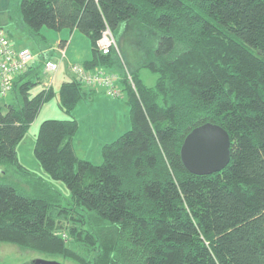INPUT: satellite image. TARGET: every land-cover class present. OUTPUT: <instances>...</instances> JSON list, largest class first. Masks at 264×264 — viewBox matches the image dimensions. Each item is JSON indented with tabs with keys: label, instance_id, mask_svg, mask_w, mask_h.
Instances as JSON below:
<instances>
[{
	"label": "trees",
	"instance_id": "16d2710c",
	"mask_svg": "<svg viewBox=\"0 0 264 264\" xmlns=\"http://www.w3.org/2000/svg\"><path fill=\"white\" fill-rule=\"evenodd\" d=\"M10 9L38 46L43 29L83 35L92 51L84 68L120 75L131 129L103 146L102 165L80 159L73 113L92 94L77 80L61 86L67 118L40 125L34 156L68 190L63 205L18 164V146L56 96L44 86L31 96L45 74L43 63L29 74L33 64L14 84L22 105L0 109V245L69 264H264V0H13ZM133 23L146 43L134 70L97 45L106 30L119 42ZM143 70L156 75L153 87ZM205 124L228 133L230 164L195 176L180 151ZM11 168L26 189L7 177ZM52 210L80 224L71 239L58 235Z\"/></svg>",
	"mask_w": 264,
	"mask_h": 264
},
{
	"label": "rangeland",
	"instance_id": "374dc122",
	"mask_svg": "<svg viewBox=\"0 0 264 264\" xmlns=\"http://www.w3.org/2000/svg\"><path fill=\"white\" fill-rule=\"evenodd\" d=\"M43 32L46 35V37L50 40V42L51 43L55 42L57 46L60 39L58 38V34L55 33L58 32L51 31L48 29H43ZM143 32H144L143 29H141L138 24L133 23L126 27L124 32L125 34L123 35V39L121 38L119 42L116 41L117 54H121V57L124 60L125 64L127 65L129 64L132 70L135 69L134 65L137 66L140 63L141 64L143 63L142 61L143 53L146 47V43L144 42L143 39V35H144ZM67 33L68 31L67 32L64 31L63 33V36H65L64 38H66V36L68 37ZM80 36L82 41L76 42L77 45L76 49L81 55L82 52H86V49L87 51L90 49V45L88 40L83 35L80 34ZM33 47L30 48L32 51L37 48V46L36 48ZM71 52L72 51L70 49L69 50L67 49L66 57L71 56ZM33 53L37 55L43 54L37 51L36 52L34 51ZM60 55L61 53H53L50 60L56 63H60L62 58V56ZM65 62H67V59L65 60ZM61 66H63L61 70H64V68L68 67L64 64H62ZM141 76L143 77L146 86L153 87L156 84L157 77L155 74L151 73L150 71L143 70L141 72ZM99 89L101 88H98L97 92H99ZM36 92L37 91L35 90L32 91L31 96H34ZM90 98H93V96H90ZM109 99L113 101L122 102L120 99H116V100L111 98ZM10 105H13L15 107H20L22 105V100L18 88H14L6 96L0 95V109H2L5 112L7 107ZM53 108L54 105H47L42 108L37 119L28 130L25 139L17 148V159L19 166L23 167L24 169L26 168V170L28 169L27 171L30 172L31 174H34L44 179L46 183L51 184V187H53L54 190L58 191L60 195L63 197V202H62L63 205H66V204H70L69 203L70 195L68 190L61 183L53 182L50 179V177L47 176L40 168L34 156V146L40 125L48 120H52V119L58 120L65 118L59 111H55ZM128 110L126 114L127 130L123 134L127 133L131 129V120L130 117L128 116ZM103 112H104L103 108L100 106L98 100L92 103L91 99H88L81 101L73 113L75 115V119L78 122V127H79L78 133L74 138L76 145L75 148L76 154L80 159L90 161L95 166L102 165L103 163L102 148L107 140L111 141L110 139L112 135L110 124L106 123L104 117L102 116ZM8 171L9 172H7V177L9 175L8 178L20 184L21 183L20 177H22L23 175L22 172L18 168H16V170H14V168H11ZM20 186L23 189H26V186H24L23 183H21ZM52 213H53L52 215L57 220L58 227L60 228L59 230H61L60 231L61 233L58 235L61 236V238L65 241L71 239L70 237H68L67 232L73 228H80V224H77L78 222L68 221V220H67L68 222H66L65 217L59 215V210H52ZM37 259L51 261L53 258H48L32 250L25 251L18 247L17 248L13 247L12 245H0V264H25V263L30 264L32 261ZM57 262L61 264H69L61 259H59V261Z\"/></svg>",
	"mask_w": 264,
	"mask_h": 264
},
{
	"label": "crops",
	"instance_id": "0c3cea01",
	"mask_svg": "<svg viewBox=\"0 0 264 264\" xmlns=\"http://www.w3.org/2000/svg\"><path fill=\"white\" fill-rule=\"evenodd\" d=\"M12 1L13 0H0V30L5 31L8 34V36L10 37V39L12 41V44L18 50H20V49L31 50L30 49L31 47L34 46L33 48H36V46H37V48L35 50H33V51L31 50V51L32 52L37 51L40 53H43L45 51L42 54V57L39 56L37 58L36 62L34 63V65L32 67L33 69L30 68L29 74L32 73L31 75H33L36 71V68L39 67L40 65H42L44 59H51L53 53H61V50L63 48H65L66 51H67V49L68 50L70 49L72 52H71V56L65 57V60L67 59V62H65V60H62V58H61L60 70L63 68V66H61L62 64L66 65V66H68L69 64L84 65L85 63L91 61L92 51H91V45H90L89 41L88 42L90 45V49L88 51L86 49V52H82V54L80 55L78 50L76 49V46H77L76 42L82 41L80 38L81 36H80L79 32L76 30L73 32H71L69 30H63V31H60L58 33H55V34H58V38L60 39L57 46H56L55 42L54 43L50 42V40L46 37V35L44 34L43 31H42V35L46 38V43H43L40 46H38L36 43H34L23 32H21L19 29L14 27V25H12L11 19H10V10H11L10 8L12 6ZM64 31L65 32L68 31V33H67L68 37L66 36V38H64L65 36H63ZM65 55H66V53H65ZM42 76H43V80H42L43 84L41 87H38L35 89V91H37V92L40 91L42 88H44L46 86V83L49 80L48 75L42 74ZM72 80H76V78H75V76H73L70 73L68 67H66V68H64V70H61L60 72H58V74H56V76H55V79H54V82L52 85V88H53L56 96L54 97V99L52 101H50L48 104L45 105V106L54 105L53 109L55 111H59L65 117L64 119H66V115L62 112V110L60 108L59 89L61 88V86L64 83L70 82ZM39 88H40V90H39ZM84 88L88 89V91H90V94H92V96H93V98H91L92 103H94L96 100L99 101L100 106L103 108V111H104L102 116L104 117L105 122L110 124V126H111V131H112V135H111V139H110L111 141L107 140L104 145L115 141L120 136H122L123 133L126 132V130H127L126 129L127 128L126 114H127L128 107L126 105V101L123 99L121 100L122 102L110 100L103 90L99 89V92H97L98 88L85 87V86H84ZM123 116H124V118H123ZM128 116H129V110H128ZM74 117H75V115H74ZM58 120H61V119H58ZM121 120H122V122H121ZM73 147L75 150V148H76L75 141H73Z\"/></svg>",
	"mask_w": 264,
	"mask_h": 264
},
{
	"label": "built area",
	"instance_id": "2783aa9c",
	"mask_svg": "<svg viewBox=\"0 0 264 264\" xmlns=\"http://www.w3.org/2000/svg\"><path fill=\"white\" fill-rule=\"evenodd\" d=\"M97 45L99 52L104 56H108L113 50L117 51L116 40L110 30L103 33ZM65 53L66 49L63 48L61 50L62 59H65ZM39 56L28 49H15L8 34L0 30V95L6 96L11 92L14 89L16 80L28 72ZM43 64L44 73L48 75L49 79L45 87L50 88L56 74L60 71V63L45 59ZM68 69L83 86L101 88L109 98L114 100L125 98V94L119 85L121 77L117 73L101 69L90 71L84 68L83 65L77 64H69ZM128 81L134 89L129 74Z\"/></svg>",
	"mask_w": 264,
	"mask_h": 264
},
{
	"label": "water",
	"instance_id": "95a60500",
	"mask_svg": "<svg viewBox=\"0 0 264 264\" xmlns=\"http://www.w3.org/2000/svg\"><path fill=\"white\" fill-rule=\"evenodd\" d=\"M231 141L220 126L205 124L193 130L184 140L180 157L186 170L195 176H210L230 164ZM30 264H61L37 259Z\"/></svg>",
	"mask_w": 264,
	"mask_h": 264
},
{
	"label": "flooded vegetation",
	"instance_id": "af4514ba",
	"mask_svg": "<svg viewBox=\"0 0 264 264\" xmlns=\"http://www.w3.org/2000/svg\"><path fill=\"white\" fill-rule=\"evenodd\" d=\"M25 264H27V263H25Z\"/></svg>",
	"mask_w": 264,
	"mask_h": 264
}]
</instances>
